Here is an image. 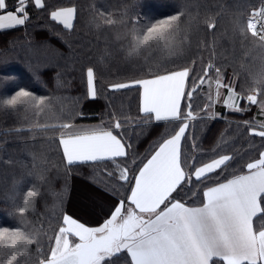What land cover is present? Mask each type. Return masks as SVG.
<instances>
[{"label":"trees","instance_id":"obj_1","mask_svg":"<svg viewBox=\"0 0 264 264\" xmlns=\"http://www.w3.org/2000/svg\"><path fill=\"white\" fill-rule=\"evenodd\" d=\"M45 3L47 9L30 7V20L25 26L0 30V101L21 87L35 97H44L40 103L0 104V226L19 227L27 232L43 225L47 235L42 234L39 244L33 242L27 260L22 259L33 264L41 258V252L48 253V237L58 231L63 212L96 226L115 203L116 198L107 189L115 187L123 193L117 169V164L123 163L121 158L67 168L59 144L60 130L52 126L96 121L111 128L114 115L125 127L120 133L124 142L132 146L129 154L147 158L162 136L176 130V123L147 119L140 111L137 88L113 91L108 84L149 78V69L180 67L175 65L178 62L193 65V78L211 60L227 78L235 80L237 92L247 95L255 86L254 78L264 73V47L250 33L241 37L238 30L240 20L243 23L248 17L249 8L264 4V0H45ZM69 6H75L77 12L74 28L65 30L51 20L49 12ZM177 12L184 13L179 22L181 28H187L189 23L192 26L174 32L169 43L183 44L185 56L176 61L175 57L180 55H172L163 59H170L163 65L142 63L148 51L155 56L164 47L150 41L133 50L132 29L139 30L144 22ZM135 17L140 18L141 25L135 24ZM207 19L214 20L216 27L208 28ZM108 20L113 22L107 23ZM227 21L235 22V27L237 24L231 32L222 25ZM252 56L255 66L251 63ZM88 67H93L96 74L95 98L87 95ZM203 86L191 99L193 111L197 107L200 113L195 112L198 118L190 123L182 152L203 160L223 152L235 156L233 167L239 169L264 151V140L249 132L239 113L223 111L219 117L210 118L201 111L207 102L201 94ZM185 103L182 109L187 111ZM243 104L247 102L243 100ZM254 106L247 105L249 109ZM105 169L112 175H107ZM29 191L35 193L31 197L32 207L20 214L18 208ZM198 197L199 193L188 192L185 199L198 202ZM53 201L60 205L47 211L45 204Z\"/></svg>","mask_w":264,"mask_h":264},{"label":"snow or ice","instance_id":"obj_2","mask_svg":"<svg viewBox=\"0 0 264 264\" xmlns=\"http://www.w3.org/2000/svg\"><path fill=\"white\" fill-rule=\"evenodd\" d=\"M30 7L47 9L45 0H0V30L25 26L30 20ZM76 12L75 6L56 7L49 15L63 29L72 30ZM183 15L177 12L142 25L140 18L135 17V24L141 27L132 29L133 50L150 41L174 50L169 43L173 33L192 26L189 23L187 28H181ZM205 23L210 29L216 27L212 19ZM239 33L241 37L250 33L264 47V5L254 8L239 24ZM192 71L188 66L149 69V78L107 85L113 91L137 88L140 111L147 119L176 123V130L161 137L150 157L138 159L137 153L129 154L131 144L124 142L121 133L114 134L122 127L114 115L111 128L80 126L73 131L70 123L52 126L60 130L59 144L63 146L67 168L121 158L123 163L117 164V169L123 193L115 187L107 189L116 198L115 203L96 226L63 212L58 231L48 237V253L41 252L38 264H264V151L236 169L233 155L216 152L203 160L187 156L181 147L189 122L198 118L191 105L193 93L205 84L208 103L201 111L206 114L220 101L225 107L243 113L248 109L241 107L239 101L244 100L249 107L257 106L258 115L264 117V73L255 77V86L242 95L232 83L223 82L221 69L211 60L193 76L186 91ZM86 76L87 95L95 98L93 67L87 68ZM221 88L227 90L223 97ZM43 100L44 97H35L21 87L0 104L16 106ZM182 101H186L187 111L182 109ZM218 115L213 113L210 118ZM243 123L250 133L264 140V119ZM105 172L112 175L106 169ZM188 192L199 193L198 202L185 199ZM34 195L28 192L18 208L20 214L32 207ZM42 234L47 235L43 225L30 232L0 226V264H20L17 258L34 241L39 244Z\"/></svg>","mask_w":264,"mask_h":264},{"label":"rangeland","instance_id":"obj_3","mask_svg":"<svg viewBox=\"0 0 264 264\" xmlns=\"http://www.w3.org/2000/svg\"><path fill=\"white\" fill-rule=\"evenodd\" d=\"M262 5H264V4H262L261 3V5H259L258 7L257 6H253V7H251V8H249V10H248V13H247V15L249 16L250 15V13L252 12V10L254 9V8H259V7H261ZM70 7V6H69ZM247 19V18H246ZM243 20H240V23L239 24H242L241 22H242ZM74 23V22H73ZM234 24H235V22H232V24H230L229 23V21H227V24H225V23H223L222 25H223V27L225 28V29H230V32H231V29H234V28H236L237 27V24H236V27L234 26ZM232 27V28H231ZM238 30H239V25H238ZM172 46V48L174 49L173 51L172 50H168L167 48H165L163 45H158V47H161V48H163L162 50H160V52L157 54V55H155V56H151V54H148L149 53V51L145 54V56H144V58H142L141 59V61H142V63H147L148 65H154V64H168V61L170 60H163V59H167V58H169V57H171L172 55H175V56H179V58H176L175 57V60L176 61H180L184 56H185V54H186V50H185V46L183 45V44H179V41L177 42V44H172L171 45ZM171 51H172V53H171ZM252 53H253V56L255 57V47H253V50H252ZM148 55V56H147ZM252 56V57H253ZM253 57V60H251V63H252V65H254L255 66V58ZM141 63V64H142ZM143 65V64H142ZM175 65L176 66H178V65H181L180 67H184V66H188V67H190V68H192L193 69V71L195 70L194 68H193V65L192 64H187V63H175ZM251 65V66H252ZM141 68L142 67H139V70H141ZM155 68L156 67H153L151 70L152 71H155ZM174 68H179V67H174ZM161 69H163V66L161 67ZM172 69V68H171ZM193 71L192 72H190V75H189V78H188V80H187V82H186V91L191 87V83H192V79L193 78H191V74L193 73ZM222 73V72H221ZM141 74V73H140ZM212 76H213V79L215 78L214 77V74L212 73ZM222 76H223V82L225 83V84H228V83H232V85L235 87V80H232L231 78H227L226 77V75H224V73H222ZM140 78H142V77H140ZM140 78H138V79H140ZM215 85L213 84V94L215 93ZM223 89H225V88H221L220 89V93H221V97H223V96H225L226 95V92L224 93L223 92ZM207 91H208V87H207V84H205L204 86H203V88H202V92H201V94L203 95V96H206V93H207ZM207 98V97H206ZM69 101H71V99L69 98ZM183 103H184V101H183ZM183 103H182V107H183ZM206 103H208V101L206 102ZM239 103H240V105H241V107H243V108H246V109H248L247 111H245V112H243V113H239V112H235V111H233V110H231V109H229V108H227L228 109V112L229 113H239V114H241L243 117H244V121L245 120H249V121H252L253 119H255V120H257V121H259V120H261V119H264V117H262V116H259L258 115V111H259V109H258V107H256L255 108V106H254V109H249V107H247V105H245V104H243V100H241V101H239ZM222 106H223V103H222V101H220V102H217V103H215L214 104V106L211 108V109H209L208 110V114H206V115H208L209 117H210V115L211 114H213V113H215L216 111H219L218 110V108L220 109H225V106L222 108ZM214 107H215V109H216V111H213V109H214ZM195 112H198V113H200L199 112V109H197V107H195ZM197 114V113H196ZM205 115V114H204ZM205 115V116H206ZM220 115H221V113H220ZM220 115H218L217 117H219ZM202 116H203V114H202ZM213 117V116H212ZM194 121V120H193ZM189 123H191V121L189 122ZM74 125V124H73ZM58 205H60V203H55L54 201L52 202V203H46L45 204V206L47 207V211H49V210H52L53 208H56V207H58ZM97 205H98V203H97ZM46 213V212H45ZM86 217H87V215H85ZM85 217V218H86ZM35 229H37V227L35 228ZM27 232H30V231H27ZM42 236L43 235H40L39 236V240L41 241V239H42ZM35 242V241H34ZM30 253L29 252H26V253H22V255H21V257H18L17 259H18V261H20V264H33V263H29V262H25L24 260H22L23 259V257H26V260H27V257H28V255H29ZM38 263V260L34 263V264H37Z\"/></svg>","mask_w":264,"mask_h":264},{"label":"crops","instance_id":"obj_4","mask_svg":"<svg viewBox=\"0 0 264 264\" xmlns=\"http://www.w3.org/2000/svg\"><path fill=\"white\" fill-rule=\"evenodd\" d=\"M215 89V88H214ZM227 90L226 89H223V92L225 93ZM182 103H183V101H182ZM224 107V105L222 106V108ZM218 110L219 111H216V109H215V107H214V109H213V111H216L215 113H222L223 111H228V109H227V107H225V109H219L218 108ZM154 119V118H153ZM154 121H155V119H154ZM155 122H159V121H155ZM161 122H165V121H161ZM74 126V128L72 129L73 131L74 130H76V129H78L80 126H90V127H103V125H101V123H99V122H96V121H83V122H80V123H77V124H74L73 125ZM105 128V127H104ZM125 128V127H124ZM123 127H121L120 129H117V130H115L114 131V134H116V133H120L121 131H122V129H124ZM188 130V129H187ZM187 130H186V132H187ZM65 131H67V130H65ZM186 134V133H185ZM60 138V137H59ZM182 141H183V139H182ZM181 147H182V142H181ZM61 149H62V152H63V146L61 145Z\"/></svg>","mask_w":264,"mask_h":264},{"label":"water","instance_id":"obj_5","mask_svg":"<svg viewBox=\"0 0 264 264\" xmlns=\"http://www.w3.org/2000/svg\"><path fill=\"white\" fill-rule=\"evenodd\" d=\"M197 90H198V89H197ZM197 90H196V91H197ZM194 93H195V92H194ZM194 93H193V95H194Z\"/></svg>","mask_w":264,"mask_h":264}]
</instances>
